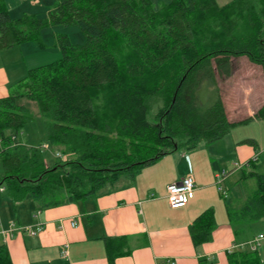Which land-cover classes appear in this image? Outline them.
I'll list each match as a JSON object with an SVG mask.
<instances>
[{
	"label": "trees",
	"instance_id": "obj_1",
	"mask_svg": "<svg viewBox=\"0 0 264 264\" xmlns=\"http://www.w3.org/2000/svg\"><path fill=\"white\" fill-rule=\"evenodd\" d=\"M55 25L78 27L85 43L57 36L60 58L28 70L19 91L0 97V188L14 203L26 197L41 208L76 203L134 179L176 149L192 151L264 120L262 104L253 116L230 122L217 87L241 57L264 77V0H171L157 9L149 0H57L45 19H12L0 0V51L40 44V31ZM22 97L37 103L46 141L61 148L64 162L50 167L41 146L23 143L31 117L18 103ZM156 97L162 105L151 123L148 103ZM252 177L255 189L237 211L227 210L229 222L264 219V174L244 175ZM215 226L213 210L203 211L189 226L193 244L209 242ZM103 242L109 262L124 253V237ZM0 264H12L4 244ZM228 264L264 262L258 250L244 249L229 254Z\"/></svg>",
	"mask_w": 264,
	"mask_h": 264
},
{
	"label": "crops",
	"instance_id": "obj_2",
	"mask_svg": "<svg viewBox=\"0 0 264 264\" xmlns=\"http://www.w3.org/2000/svg\"><path fill=\"white\" fill-rule=\"evenodd\" d=\"M20 49L9 50L17 53ZM15 70L11 77L6 67L0 66V97L6 96L13 81L20 80ZM26 70L18 71L21 75ZM245 126L248 131L239 130L243 126L235 127L220 140L200 143L195 150L176 149L142 169L134 179L122 178L114 188H104L98 195L76 203L41 208L29 197L14 203L5 191L0 192L3 229L42 227L34 237L16 232L5 242L0 237V244L6 246L12 264H228L229 254L244 250L238 246L253 238L236 243L215 176L224 172L223 168L230 169L225 182L237 173L231 168L235 162L242 164L243 170L260 160L264 120H253ZM245 140H252L254 145ZM189 170L195 182L194 197L184 208L171 209L166 188ZM244 175L242 172L241 177ZM207 209L213 210L216 226L209 242L195 246L189 226ZM104 237L126 239L124 253L113 262L108 261ZM64 245L68 246L66 257L60 254Z\"/></svg>",
	"mask_w": 264,
	"mask_h": 264
},
{
	"label": "rangeland",
	"instance_id": "obj_3",
	"mask_svg": "<svg viewBox=\"0 0 264 264\" xmlns=\"http://www.w3.org/2000/svg\"><path fill=\"white\" fill-rule=\"evenodd\" d=\"M56 1L57 0H4L12 19H18L24 15H35L39 19H45L47 11ZM149 1L152 6L157 9L162 5L168 4L171 0ZM216 2L219 5L226 3L224 0H217ZM59 35L67 36L73 45H82L85 43L84 35L78 27L74 25L49 26L40 31V44L34 41H28L22 43L27 45H21L20 47L19 44L14 46L16 48H21L20 52L15 53L16 51H11L9 49L0 51V66L6 67L11 77L13 72L12 69L16 68L17 79L21 80L26 76L28 70L52 63L60 58V49L56 43V38ZM232 63V72L230 76L223 79L219 78L217 87L228 120L239 121L252 116L254 112H256L255 110L264 103V77L261 68L250 63L245 57L234 59ZM24 67H27V70L20 75V71ZM17 82L13 81L10 84L6 96L15 91H19L17 89ZM207 93L211 95L214 92L213 90H208L206 94ZM212 97H214V95H212ZM18 103L24 105L28 109L31 117V120L22 129L21 138L23 143L35 147L41 146L42 157L50 167L56 162H64L66 157L62 154L61 148L58 146L52 147L48 145L46 141L44 119L40 114L37 103L26 97L19 98ZM161 105L162 101L159 97L149 101L147 117L151 123H155L154 116ZM239 130L248 131L249 127L244 125ZM231 168H234V166ZM229 170L230 169L223 168L224 172H229ZM237 170L235 175L222 183V188L225 192L223 195L224 197L222 196V203H224L231 212L237 211L240 205L244 203L247 194L255 189L256 186L253 177L248 179L242 178L241 173L244 172L248 174L250 172H255L264 174V152L260 160L253 163L251 167H244L243 170ZM218 218H220V216H218ZM230 225L235 231L234 239L236 243L248 241L258 234L264 235V219L254 222H230ZM249 248L248 245L243 247L245 250ZM258 253L264 262V243L260 244Z\"/></svg>",
	"mask_w": 264,
	"mask_h": 264
},
{
	"label": "built area",
	"instance_id": "obj_4",
	"mask_svg": "<svg viewBox=\"0 0 264 264\" xmlns=\"http://www.w3.org/2000/svg\"><path fill=\"white\" fill-rule=\"evenodd\" d=\"M233 169H241L243 167L242 164L239 162L234 163ZM227 176L226 172H221L215 176V184L217 186L218 191L222 196L224 195V190L222 188V182L224 178ZM194 191H195V182L192 176L191 171L189 170L188 173L178 182L172 183L167 186L166 188V197L168 200V205L171 209H180L184 208L188 201L191 200L194 197ZM0 192H4V188H0ZM38 212L34 215L37 216ZM71 225H75V222H71ZM13 227V226H12ZM41 225L37 224L35 228H32L30 226L26 227H13L10 229H3L0 225V237L3 238V242H5L8 237L12 236V233L16 232L19 234H26L28 236L34 237L41 231ZM264 243V235L258 234L255 237H253L252 240L249 242L239 245V248H243L244 246H249V251H256L260 247V244ZM68 246L64 245V247L61 249V256L66 257Z\"/></svg>",
	"mask_w": 264,
	"mask_h": 264
}]
</instances>
